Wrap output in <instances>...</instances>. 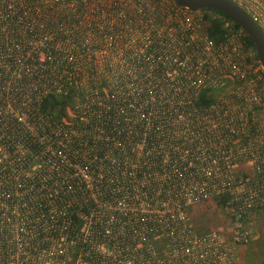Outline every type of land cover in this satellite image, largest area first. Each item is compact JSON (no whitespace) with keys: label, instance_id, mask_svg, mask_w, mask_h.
Returning a JSON list of instances; mask_svg holds the SVG:
<instances>
[{"label":"built area","instance_id":"obj_1","mask_svg":"<svg viewBox=\"0 0 264 264\" xmlns=\"http://www.w3.org/2000/svg\"><path fill=\"white\" fill-rule=\"evenodd\" d=\"M230 1L264 34V0ZM224 27L169 0H0V264H239L264 74ZM220 198L226 226L197 233L187 209Z\"/></svg>","mask_w":264,"mask_h":264},{"label":"trees","instance_id":"obj_2","mask_svg":"<svg viewBox=\"0 0 264 264\" xmlns=\"http://www.w3.org/2000/svg\"><path fill=\"white\" fill-rule=\"evenodd\" d=\"M200 16V32L204 34L206 37H208L214 44H219L223 42L224 35L226 34V28L224 27V24L227 23L228 28L233 30H239L236 25L231 23L226 17L222 16L221 14L213 11H201L198 13ZM242 33V32H241ZM242 38L244 41V44L248 50L253 52L252 44L249 38H247L242 33ZM68 96H59V97H47L44 99L41 103L40 109L42 112H45L49 115H52L54 118H59L60 115L64 114V111L67 107H70L72 100L74 98V95L80 94L78 92H75L74 90L69 93ZM214 94H208V91H202L197 99H196V106L202 107L207 106V104L210 102L211 97ZM214 201L217 205L221 206L223 203V198L216 199V200H209ZM207 202V201H204ZM201 202V203H204ZM198 203V204H201ZM194 206V205H192ZM190 206L187 209V214L194 226V229L197 233H204L206 231V228H200L199 224H204L206 221V216H204L202 213L203 211L199 210V215L193 214L191 212ZM204 216V217H202ZM205 229V230H204ZM264 264V260L260 263Z\"/></svg>","mask_w":264,"mask_h":264},{"label":"rangeland","instance_id":"obj_3","mask_svg":"<svg viewBox=\"0 0 264 264\" xmlns=\"http://www.w3.org/2000/svg\"><path fill=\"white\" fill-rule=\"evenodd\" d=\"M190 209L196 215H199L200 212L198 211L201 210L204 213L203 215L206 216L205 223L199 224L201 229L206 228V231H210L226 226L224 210L214 201L195 204ZM246 230L248 239L238 249L239 264H260L264 260V213H256L247 222Z\"/></svg>","mask_w":264,"mask_h":264},{"label":"water","instance_id":"obj_4","mask_svg":"<svg viewBox=\"0 0 264 264\" xmlns=\"http://www.w3.org/2000/svg\"><path fill=\"white\" fill-rule=\"evenodd\" d=\"M190 12L213 11L226 17L250 39L253 55L264 74V34L250 16L230 0H169Z\"/></svg>","mask_w":264,"mask_h":264}]
</instances>
